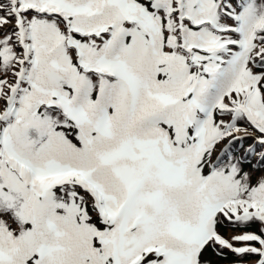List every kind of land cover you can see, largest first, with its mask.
Listing matches in <instances>:
<instances>
[{
	"label": "snow or ice",
	"instance_id": "6c2138e0",
	"mask_svg": "<svg viewBox=\"0 0 264 264\" xmlns=\"http://www.w3.org/2000/svg\"><path fill=\"white\" fill-rule=\"evenodd\" d=\"M0 264H264V0H0Z\"/></svg>",
	"mask_w": 264,
	"mask_h": 264
}]
</instances>
